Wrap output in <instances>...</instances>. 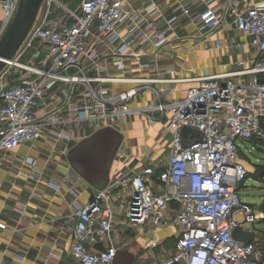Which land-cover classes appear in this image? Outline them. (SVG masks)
Instances as JSON below:
<instances>
[{"label":"built area","instance_id":"1","mask_svg":"<svg viewBox=\"0 0 264 264\" xmlns=\"http://www.w3.org/2000/svg\"><path fill=\"white\" fill-rule=\"evenodd\" d=\"M19 3L0 0V39ZM202 4L195 16L191 2L166 15L162 0H41L29 32L0 71V168L19 146L49 157L65 154L72 138L116 127L135 114L147 126L160 122V135L170 136L162 166L118 171L77 206L70 249L75 264H113L114 229L149 223L176 228L171 256L151 264H263L254 242L236 240L232 232L257 218L239 195L247 168L236 139L264 143V0H226L224 8ZM229 19L246 41L218 45L239 50L221 62V70L188 76L134 72L178 47L187 37L179 31L182 23L196 26L200 38ZM107 58H113L112 68ZM180 82L191 83L181 98H169L172 90L159 87ZM146 92L152 101L133 107ZM183 127L196 130L199 139L184 145ZM20 165L28 168L19 169L28 189L29 181L38 180L32 174L37 158L26 153ZM171 201L178 203L175 212ZM99 240L102 247L93 249ZM158 244L154 239L150 248Z\"/></svg>","mask_w":264,"mask_h":264},{"label":"crops","instance_id":"2","mask_svg":"<svg viewBox=\"0 0 264 264\" xmlns=\"http://www.w3.org/2000/svg\"><path fill=\"white\" fill-rule=\"evenodd\" d=\"M205 1L209 5H219L221 8L226 5V0ZM239 1L241 5H244L249 1L261 0ZM187 2H191L193 15L197 16L203 5L202 0H162L164 14H170L176 9L177 4ZM161 17L158 16L159 24L162 23ZM179 31L187 37L179 42L177 48L166 50L156 65L146 64L142 70L134 72L147 73L153 69H159L167 75L188 76L204 72L206 69L221 70L223 68L221 62L237 56L239 50L237 48L229 50L218 45L231 39L246 41V38L235 29L232 19L221 24L206 37L199 38L196 35V26L190 25L189 22L182 23ZM195 57L199 61L206 62L200 70L193 67ZM112 60L113 58L105 60L109 63L108 67ZM132 66L135 70L134 62ZM190 85L189 82H180L173 85L163 84L159 87L165 93L172 90L167 95L169 98H181ZM151 101V94L146 92L143 96L135 98L132 106L145 105ZM114 128L123 135V138L115 154L121 159L113 168L114 160L112 161L110 175L118 171L126 173L132 168L140 169L145 164L162 166L167 159V156L164 157L165 160L160 157L163 151L160 145L166 148L168 155L170 136L160 135L162 128L160 122L147 126L144 116L135 114L122 118ZM83 138L85 137L72 138L67 144L68 148L73 147ZM39 144L36 143L35 148H38ZM26 153L37 158L38 168V171L32 173L38 180L37 182L29 181L28 189L24 186L26 178L20 174L19 170L23 168L28 171V168L20 165V158ZM40 153L29 145L19 146L9 154V160L7 159L4 166L0 168V222L5 224V228H0V264H75L70 251L73 244L72 232L76 222L75 211L78 205L88 202L97 189L74 173L71 166L69 168L65 162L66 153L62 154L60 151L50 157L47 151ZM134 162L136 163L132 165ZM249 170L247 169V172ZM70 172L74 176H71ZM49 182L50 185L47 187L46 184ZM74 187L76 190L73 193L70 190ZM31 191H33L32 194ZM177 208L178 203L171 201V211L175 212ZM255 208L257 214L255 221H264V202ZM135 229L137 232H134ZM117 230H120L129 242L118 240ZM246 230L255 232L252 242L264 240V227L259 229L251 227ZM147 233H150L148 237H146ZM175 233L176 228L170 225L160 226L157 229H154L150 223L142 227L118 225L113 233V240L118 245L117 264H151L154 260L170 257L174 244L170 251H166L162 248V243L167 238L175 242ZM154 239L159 244L150 248V243ZM103 243L104 240H99L93 249L102 247Z\"/></svg>","mask_w":264,"mask_h":264},{"label":"water","instance_id":"3","mask_svg":"<svg viewBox=\"0 0 264 264\" xmlns=\"http://www.w3.org/2000/svg\"><path fill=\"white\" fill-rule=\"evenodd\" d=\"M40 3L41 0H20L12 22L0 39V71L6 65V60L14 56L29 32ZM181 136L183 144L188 145L192 141L199 139L200 133L192 131L189 127H183ZM122 138L123 135L119 131L109 127L96 131L80 140L66 154L73 172L95 189L101 190L105 188L109 182L112 161ZM70 175L74 176L72 172H70ZM232 236L236 240L249 243L253 241L255 232L245 230L238 225L234 228ZM115 263H118V259H116ZM173 264H183V262L178 261Z\"/></svg>","mask_w":264,"mask_h":264},{"label":"rangeland","instance_id":"4","mask_svg":"<svg viewBox=\"0 0 264 264\" xmlns=\"http://www.w3.org/2000/svg\"><path fill=\"white\" fill-rule=\"evenodd\" d=\"M74 1H77V0H74ZM198 59H199V56H198ZM198 59L197 57L194 58L195 65L193 67L197 70H200L204 67L203 64L206 62H204L203 60L199 61ZM110 67L112 68V64H110ZM120 120H122V118ZM106 128H109V127H106ZM106 128H103L101 130H104ZM111 128H114V127H111ZM191 130L196 131L194 129H191ZM97 131H100V130H97ZM236 143L239 146V152L242 157L243 163L245 164L248 170L250 169L247 172V177L245 179L244 184H242L239 188V195L243 202L251 204L255 210L256 209L255 206L264 202V143H262L261 141L253 142L250 140H241V139H236ZM160 146L163 149V151H161L160 157H163V160H165L164 157L167 156V150L165 147H163V145H160ZM69 149L70 148H68L67 150L65 149L66 154ZM120 159L121 158L119 155L115 156L112 168L115 166L117 162H119ZM135 163L136 162L132 163V165ZM236 217L238 219H242L238 215ZM242 227L245 230L251 227H256L259 229L261 227H264V221H255L251 223H246V224H243ZM134 232H137V229H135ZM116 233H117L118 240L129 242V239H126L120 230H117ZM149 235L150 233H147L146 237H148ZM173 244H174V241L170 238H167L163 241L162 248L165 249L166 251H170L171 248L173 247ZM254 244L257 248L258 253L262 257H264V240H258L254 242ZM115 261L113 264H116ZM263 264H264V259H263Z\"/></svg>","mask_w":264,"mask_h":264}]
</instances>
